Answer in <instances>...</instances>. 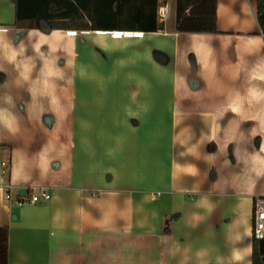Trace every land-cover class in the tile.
<instances>
[{"label":"crops","instance_id":"1","mask_svg":"<svg viewBox=\"0 0 264 264\" xmlns=\"http://www.w3.org/2000/svg\"><path fill=\"white\" fill-rule=\"evenodd\" d=\"M257 12L258 0H217L215 33L180 32L175 13L157 31L45 30L17 27L15 3L0 0L9 264L253 263ZM20 187L52 198L19 204Z\"/></svg>","mask_w":264,"mask_h":264},{"label":"trees","instance_id":"2","mask_svg":"<svg viewBox=\"0 0 264 264\" xmlns=\"http://www.w3.org/2000/svg\"><path fill=\"white\" fill-rule=\"evenodd\" d=\"M12 1L19 28L157 31L160 24V0ZM257 18L264 32V0H258ZM176 29L218 32L217 0H177ZM9 237V226H0V264H9ZM252 264H264V239H255Z\"/></svg>","mask_w":264,"mask_h":264},{"label":"built area","instance_id":"3","mask_svg":"<svg viewBox=\"0 0 264 264\" xmlns=\"http://www.w3.org/2000/svg\"><path fill=\"white\" fill-rule=\"evenodd\" d=\"M172 11V6L168 2L160 1L159 6V20L166 22ZM4 167H7V162H3ZM6 172V168H4ZM160 193V192H159ZM6 198L11 199V194L6 193ZM52 198V192L47 188L34 189L31 193L27 192L26 195L19 192L17 202L19 204L24 203V199H28L31 202H40L43 200H49ZM253 235L257 240L264 239V195H258L255 198L254 203V227Z\"/></svg>","mask_w":264,"mask_h":264},{"label":"rangeland","instance_id":"4","mask_svg":"<svg viewBox=\"0 0 264 264\" xmlns=\"http://www.w3.org/2000/svg\"><path fill=\"white\" fill-rule=\"evenodd\" d=\"M170 3H171V6H172V16L166 20L167 25H172V23H173V20L175 18L174 13L176 14L177 0H170ZM111 41L114 42L113 39H111ZM165 124H166V121L164 123V130L166 129V125ZM17 196H18L17 191L13 190L12 197L15 199V201L17 199Z\"/></svg>","mask_w":264,"mask_h":264},{"label":"water","instance_id":"5","mask_svg":"<svg viewBox=\"0 0 264 264\" xmlns=\"http://www.w3.org/2000/svg\"><path fill=\"white\" fill-rule=\"evenodd\" d=\"M159 25H160V27H162L163 26V22H160ZM19 192L22 193V194H24V195H26L27 192H28V188H26V187H20L19 188Z\"/></svg>","mask_w":264,"mask_h":264},{"label":"bare ground","instance_id":"6","mask_svg":"<svg viewBox=\"0 0 264 264\" xmlns=\"http://www.w3.org/2000/svg\"><path fill=\"white\" fill-rule=\"evenodd\" d=\"M101 34V33H100Z\"/></svg>","mask_w":264,"mask_h":264}]
</instances>
